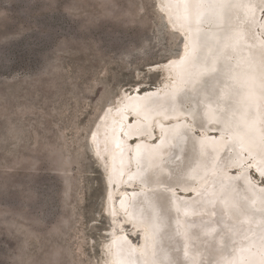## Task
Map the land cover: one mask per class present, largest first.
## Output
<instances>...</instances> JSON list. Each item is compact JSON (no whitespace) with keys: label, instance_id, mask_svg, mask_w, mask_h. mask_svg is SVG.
Returning <instances> with one entry per match:
<instances>
[{"label":"bare ground","instance_id":"bare-ground-1","mask_svg":"<svg viewBox=\"0 0 264 264\" xmlns=\"http://www.w3.org/2000/svg\"><path fill=\"white\" fill-rule=\"evenodd\" d=\"M156 9L179 56L150 67L158 86L122 90L89 138L110 188L105 264H264V0Z\"/></svg>","mask_w":264,"mask_h":264},{"label":"rangeland","instance_id":"rangeland-1","mask_svg":"<svg viewBox=\"0 0 264 264\" xmlns=\"http://www.w3.org/2000/svg\"><path fill=\"white\" fill-rule=\"evenodd\" d=\"M162 17L156 0H0V264H105L110 188L89 138L179 56Z\"/></svg>","mask_w":264,"mask_h":264},{"label":"trees","instance_id":"trees-1","mask_svg":"<svg viewBox=\"0 0 264 264\" xmlns=\"http://www.w3.org/2000/svg\"><path fill=\"white\" fill-rule=\"evenodd\" d=\"M60 258L58 257V254L53 252L50 255V258H48L45 262H42L41 264H60Z\"/></svg>","mask_w":264,"mask_h":264}]
</instances>
